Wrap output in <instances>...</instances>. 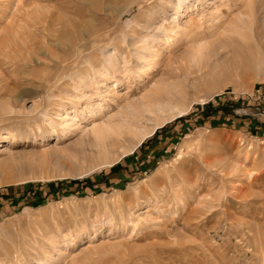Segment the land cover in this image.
<instances>
[{"label": "rangeland", "instance_id": "1", "mask_svg": "<svg viewBox=\"0 0 264 264\" xmlns=\"http://www.w3.org/2000/svg\"><path fill=\"white\" fill-rule=\"evenodd\" d=\"M177 1L0 0V264H264V0Z\"/></svg>", "mask_w": 264, "mask_h": 264}, {"label": "bare ground", "instance_id": "2", "mask_svg": "<svg viewBox=\"0 0 264 264\" xmlns=\"http://www.w3.org/2000/svg\"><path fill=\"white\" fill-rule=\"evenodd\" d=\"M185 1L186 0H178L174 6L176 7V9L181 8L182 4L185 3ZM242 20H241V22H243ZM216 27H218V26H216ZM240 28H242V27H240ZM222 30L225 33L227 31H229L230 29L229 28L221 29V31ZM202 37L203 36L198 37L199 41L196 38L190 40V42L194 43V44L189 46L191 49L190 53L192 54V55H190V59H192V60L196 59V57H198V55L202 51V48L205 46V44H202L200 42V39ZM3 41H4L3 39L0 40V44ZM115 65L116 64H114V62L110 63V66L112 68L115 67ZM115 68L117 69L118 66H116ZM157 90L158 89L152 90L151 92L142 95L141 101L143 103L140 104V102H137L139 104L136 103L137 105L132 106V109L129 111V113L126 114V116L124 118H122L120 120L118 119L117 121L107 119L106 121H103L102 123H95L94 125H92L90 127L89 132L98 140L104 139L109 134L111 135V133L120 134L123 132L124 129H127L131 132H134L132 127H133V124L135 123V121H137L140 118V116L143 115L144 112L152 113L154 115L153 123L150 126L144 127L143 129L139 130L138 132H134V134H135V145L140 144V142L143 139L151 136L157 128L161 127L165 121L171 120V119L178 117V116H181L185 113V109L177 108L176 106H174L172 108V106H169L167 104V102L163 103L162 100H161V102L156 100V99H158L155 96ZM122 111H123V108L121 110V113H122ZM157 111H159V113ZM124 112H125V110L123 111V113ZM160 113H162V114H160ZM122 128H124V129L122 130Z\"/></svg>", "mask_w": 264, "mask_h": 264}]
</instances>
